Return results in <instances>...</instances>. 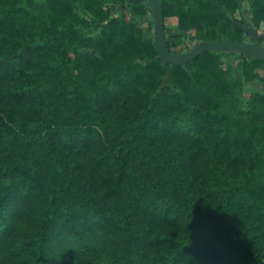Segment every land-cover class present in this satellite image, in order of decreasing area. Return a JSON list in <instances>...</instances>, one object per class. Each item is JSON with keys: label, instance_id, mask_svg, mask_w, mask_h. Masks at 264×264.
<instances>
[{"label": "trees", "instance_id": "16d2710c", "mask_svg": "<svg viewBox=\"0 0 264 264\" xmlns=\"http://www.w3.org/2000/svg\"><path fill=\"white\" fill-rule=\"evenodd\" d=\"M160 1L174 54L264 45V0ZM153 15L0 0V264H264V59Z\"/></svg>", "mask_w": 264, "mask_h": 264}, {"label": "water", "instance_id": "95a60500", "mask_svg": "<svg viewBox=\"0 0 264 264\" xmlns=\"http://www.w3.org/2000/svg\"><path fill=\"white\" fill-rule=\"evenodd\" d=\"M153 10L155 21V47L159 57L164 60L165 64H185L201 53L208 50H237L247 57H256L264 59V46L261 43V34L256 31H249L251 41H240L234 39L206 40L197 42L189 50L181 54H174L169 50L166 32L165 16L162 3L160 0H147Z\"/></svg>", "mask_w": 264, "mask_h": 264}, {"label": "rangeland", "instance_id": "374dc122", "mask_svg": "<svg viewBox=\"0 0 264 264\" xmlns=\"http://www.w3.org/2000/svg\"><path fill=\"white\" fill-rule=\"evenodd\" d=\"M244 6H245V16H246V18H247V23L252 25V23L249 21L250 9H249V7H248V3H247V1L245 2V5H244ZM236 16H237V18H239V19L242 17L241 13H237ZM165 24H166V26H167L169 29H171V30L174 31V30L177 29L178 18H177L176 16H170V17H167V18H165ZM144 25L147 26V22L144 23ZM153 30H154V34H155V27H154ZM255 30H256V32H257L258 34H261V33H262V29H260V28H259V29H255ZM255 30L252 29V27L249 28L248 25L246 26L245 33H244V38H245L246 41H251V34H249V31H255ZM154 34H153V36H154ZM146 36L149 37V36L147 35V33H146ZM188 42L191 44V46H193V45H195V44H196L197 42H199V41H198V40H190V39H188ZM263 46H264V45H263ZM261 74L264 75V69L261 70ZM260 87H262V86H260ZM253 88H254V87L251 86V85H248V87H247L248 91H252ZM263 88H264V86H263Z\"/></svg>", "mask_w": 264, "mask_h": 264}]
</instances>
